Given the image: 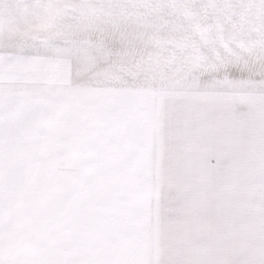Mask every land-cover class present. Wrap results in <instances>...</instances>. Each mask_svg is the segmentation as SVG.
<instances>
[{
  "label": "snow or ice",
  "instance_id": "snow-or-ice-1",
  "mask_svg": "<svg viewBox=\"0 0 264 264\" xmlns=\"http://www.w3.org/2000/svg\"><path fill=\"white\" fill-rule=\"evenodd\" d=\"M0 264H264V0H0Z\"/></svg>",
  "mask_w": 264,
  "mask_h": 264
}]
</instances>
